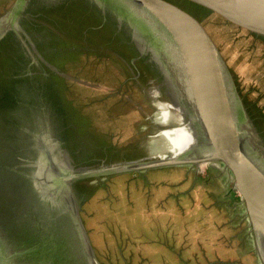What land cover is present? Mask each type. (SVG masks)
I'll return each mask as SVG.
<instances>
[{"label":"rangeland","instance_id":"1","mask_svg":"<svg viewBox=\"0 0 264 264\" xmlns=\"http://www.w3.org/2000/svg\"><path fill=\"white\" fill-rule=\"evenodd\" d=\"M15 2L0 0V96L9 88L12 73L19 89L12 92L17 104L7 110L9 116L0 114L8 126L5 130L0 124V136L9 132L16 139L7 160L0 158V193L10 217L22 229L31 213L28 199L36 195L56 199L52 212H42L44 219L57 220L65 204L58 199L64 194L55 184L60 165L175 155L182 152L178 142L185 148L193 143V132L185 119L186 102L173 65L136 12L126 10L119 0H24L9 22L8 10ZM177 2L201 20L219 47L241 98L244 126L264 147V38L218 14ZM64 132L69 133L66 138ZM41 134L43 144L54 152L58 149L52 164L44 157L45 148L42 154L36 152ZM173 167L187 169L189 191L210 189L226 198L234 194L230 207L216 203L227 209L220 226L224 243L235 249L224 255V263L264 264L244 203L233 188L232 173L219 161L101 176L76 184L80 215L100 263L141 264L131 254L140 241L135 235L139 225L135 228L116 217L118 193L134 189L147 196L167 183L176 189L183 171H169ZM101 202L103 206L98 205ZM102 209L105 214L100 217ZM29 223L30 233L39 238L29 237L21 251L50 235L58 238L55 228L59 227L43 222L40 229L32 220Z\"/></svg>","mask_w":264,"mask_h":264},{"label":"water","instance_id":"2","mask_svg":"<svg viewBox=\"0 0 264 264\" xmlns=\"http://www.w3.org/2000/svg\"><path fill=\"white\" fill-rule=\"evenodd\" d=\"M23 1L16 0L8 10L9 22L19 11ZM180 1L218 14L264 38V0ZM119 2L125 9L136 12L146 23L142 21L152 37L161 43L165 56L173 65L183 100L186 102L185 119L190 123L196 144L177 155L166 153L154 158L144 157L114 163L60 165L59 170L56 168L58 173L55 176V184L64 194L58 199L63 200L65 204L63 208L58 205L62 209L59 210L56 221L44 219L46 213L52 210L51 203L54 201L58 204L56 199L53 196L49 198L48 195H36L34 198L29 197L31 213L27 214L24 228L19 229L4 206L0 193V264H101L89 230L80 215L81 201L78 202L75 198L79 191L74 190L76 184L101 176L210 161L222 162L232 173L235 190L239 192L244 203L264 262V147L244 126L241 98L238 97L233 75L219 47L201 20L177 0ZM39 136L40 147L35 144L36 152L42 154L45 148L48 153H43L44 157L52 164L58 158V149L54 152L43 144V135ZM33 200H36V203ZM45 209L46 213H43ZM30 220L36 227L42 226L43 222L59 227L60 229L54 227L59 230L58 238L53 239L50 235L48 238H42L43 241L37 240L26 251L19 250L25 248V244L17 246L13 252L8 250L10 245L4 243L3 237L4 233L7 234L6 231L24 230L29 232V237L39 238L30 233ZM40 229H43V226ZM53 240L58 242L54 250ZM67 246L73 247L72 250L67 252L64 249ZM40 251L45 253H42V256L48 257L44 262L36 261L37 255H41ZM54 254L57 257H53Z\"/></svg>","mask_w":264,"mask_h":264},{"label":"crops","instance_id":"3","mask_svg":"<svg viewBox=\"0 0 264 264\" xmlns=\"http://www.w3.org/2000/svg\"><path fill=\"white\" fill-rule=\"evenodd\" d=\"M175 170L183 171L182 178L176 180L179 184L176 189L167 183L154 188L147 196L143 191L136 192L134 189L118 193L121 197L115 203L116 217L135 224V228L139 225L135 235L140 241L134 243L131 251L134 262L225 264L224 255H231L235 249L224 243L226 237H223L225 232L221 229L220 220L227 209H219L216 203L221 201L230 207L229 200H234V194L226 198L223 193L210 189L189 191L191 175L187 174V169L180 167L169 171L176 173ZM98 205L103 206L102 202ZM103 214L105 210L102 209L100 217Z\"/></svg>","mask_w":264,"mask_h":264},{"label":"flooded vegetation","instance_id":"4","mask_svg":"<svg viewBox=\"0 0 264 264\" xmlns=\"http://www.w3.org/2000/svg\"><path fill=\"white\" fill-rule=\"evenodd\" d=\"M15 67H16V65H15ZM12 77H13V73L11 74V79H10L11 83L9 85V88L7 87L8 89L5 91V94L0 96V98H1L0 99V114L1 115L9 116L10 112H8L7 110H9V108L11 106H15L17 104V98L15 96L13 97L12 92H16L19 89L15 88L17 86L16 85L17 80L12 78ZM22 87L23 86H21L20 90L25 91L24 87L23 88ZM60 93H61V91H60ZM21 98H23V97L21 96ZM24 113L27 115L29 114L27 108H25ZM0 124L3 125V128L5 130H8V126L6 125V123H3L1 119H0ZM7 133L8 134H6L4 137L0 136V158L5 157V159L2 158L4 160H7V156H9L11 154L10 147L13 146L14 143L16 142V139L12 138L9 135V132H7ZM67 134H69V133L65 134V132H64V133H62V136H65V138H66ZM26 141H21V142H26ZM22 145L25 146V143H23ZM4 162H6V161H4ZM0 187H1V185H0ZM79 191H80V187H79ZM29 235L30 234L27 231L15 230L13 232L7 231V234L4 233L3 237H4V240L10 245V249L8 248V250L13 252L16 250L17 246L23 245L26 242H28ZM19 250H22V249H19Z\"/></svg>","mask_w":264,"mask_h":264},{"label":"bare ground","instance_id":"5","mask_svg":"<svg viewBox=\"0 0 264 264\" xmlns=\"http://www.w3.org/2000/svg\"><path fill=\"white\" fill-rule=\"evenodd\" d=\"M29 119V118H28ZM25 121V120H24ZM29 123H30V121H29ZM32 124V123H31ZM30 125V124H29ZM35 125V124H34ZM37 127V126H36ZM21 131V130H20ZM33 134H35V133H33ZM192 141H193V143L189 146V147H187V148H185L184 147V145L181 143V142H178V144H179V147H181V151L183 152V151H186L188 148H190L191 146H193V145H195L196 144V139H195V137L193 136V134H192ZM33 139V138H32ZM15 146V145H14ZM18 154V153H17ZM25 155V154H24ZM175 155H177V154H175ZM24 157V156H23ZM31 158V157H30ZM29 158V159H30ZM36 160V159H35ZM7 163V162H6ZM16 172V171H15ZM21 174V173H20ZM52 184V186H53V184H54V182H52L51 183ZM7 232V231H6ZM53 242V246H52V249L54 250V249H56V247L58 246V242L57 241H52ZM4 243H7V242H5L4 241ZM37 244H39V245H41L42 243H37ZM71 245H73V243H70ZM8 246H9V244H8ZM65 246V245H64ZM73 246H75V245H73ZM60 247V246H59ZM9 249H10V246L8 247ZM40 250V249H39ZM69 251V249L67 250V252ZM56 252V251H55ZM40 253H41V255H37L38 253H35V255H37V259H36V261H43L44 262V260L46 259V258H48V257H46L45 255H43L42 256V253L43 254H45L44 252H41L40 251ZM53 257H57V255L56 254H54L53 255ZM29 261H31V260H29ZM38 264H40L39 262H37Z\"/></svg>","mask_w":264,"mask_h":264}]
</instances>
